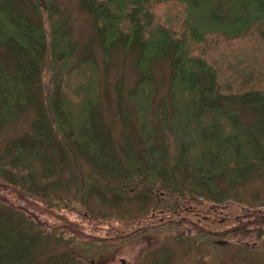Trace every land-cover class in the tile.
<instances>
[{"label":"trees","instance_id":"1","mask_svg":"<svg viewBox=\"0 0 264 264\" xmlns=\"http://www.w3.org/2000/svg\"><path fill=\"white\" fill-rule=\"evenodd\" d=\"M82 3L93 13L104 63L120 42L126 51L139 46L140 76L119 102L117 142L103 116L100 67L92 51L78 53L68 12L56 0H0V47L9 56L0 59V131L37 114L29 132L0 148V264H78L76 247H116L165 226L194 231L197 242L183 234L188 245L264 236V210L243 211L221 187L249 174L264 179V0ZM241 42L254 43L258 56H244ZM166 55L169 101L157 103L153 68ZM237 103L256 112L251 124ZM67 165L86 208L93 195L154 204L160 192L171 203L128 216L94 213L92 220L118 225L109 238H86L81 224L58 212L69 203L46 192Z\"/></svg>","mask_w":264,"mask_h":264},{"label":"rangeland","instance_id":"2","mask_svg":"<svg viewBox=\"0 0 264 264\" xmlns=\"http://www.w3.org/2000/svg\"><path fill=\"white\" fill-rule=\"evenodd\" d=\"M61 10L68 12L66 24L75 41L78 53L92 51L96 62L100 67L102 77L101 93L103 100V116L109 130L110 136L117 142L122 132L123 124L119 114L120 100H126L127 93L133 87L140 76L136 60L139 56V46L133 44L129 50H125L123 42L111 49L107 64L103 61V47L101 38L93 13L84 7L82 0H56ZM222 49L229 50L231 45L221 43ZM249 44L241 42L238 47L243 55H256L255 47L251 50ZM233 46V45H232ZM244 50V51H243ZM231 51V50H229ZM8 51L0 47V59L8 60ZM153 74L158 82V94L156 102L169 101V82L172 75V59L166 55L155 62ZM74 76H79L77 73ZM120 94H122L120 96ZM128 104V103H126ZM235 106V105H234ZM236 107L241 111V120L251 124L256 119V112L245 109L240 104ZM36 111L31 110L19 116L15 121L5 125L0 131V148L14 138L20 137L31 129V124L36 118ZM180 137V134H179ZM182 138V137H180ZM183 139V138H182ZM85 165L86 161L82 160ZM1 179V178H0ZM226 185V184H223ZM224 187L229 197L233 200H241L245 207L243 211L257 208L264 210V179L260 175L249 174L243 180ZM49 195L60 198L69 203L70 208H61L60 214L67 215L72 221L81 224L87 233L86 238L96 236L106 238L111 231L112 225L118 222H103L92 220L94 213L103 212L110 214H122L128 216L141 213L147 207L156 209L163 203L170 204L169 199L160 198L162 193L158 192V198L154 204L150 202L141 203L130 194L123 199H108L103 201L97 195L88 200V211L85 205L77 200L78 192L72 179V169L67 165L62 179L46 191ZM249 207V208H248ZM115 218V217H114ZM53 222V219H49ZM183 234L195 242L194 231L179 229L175 226H165L164 229L149 231L138 238L116 247L89 248L76 247L74 252L78 256V264H264V236L260 239L246 244L227 242L218 244L210 242H199L188 245L182 240ZM52 251H61L63 246L51 245ZM68 250H72L69 247Z\"/></svg>","mask_w":264,"mask_h":264}]
</instances>
